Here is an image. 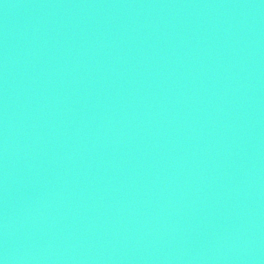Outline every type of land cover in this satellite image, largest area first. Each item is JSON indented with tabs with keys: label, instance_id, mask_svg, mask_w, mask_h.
<instances>
[{
	"label": "water",
	"instance_id": "obj_1",
	"mask_svg": "<svg viewBox=\"0 0 264 264\" xmlns=\"http://www.w3.org/2000/svg\"><path fill=\"white\" fill-rule=\"evenodd\" d=\"M0 264H264V0H0Z\"/></svg>",
	"mask_w": 264,
	"mask_h": 264
}]
</instances>
